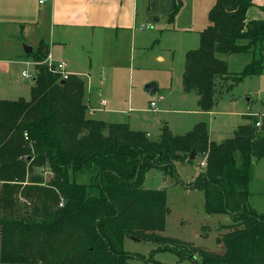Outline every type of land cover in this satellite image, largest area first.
I'll return each instance as SVG.
<instances>
[{"label":"trees","instance_id":"obj_1","mask_svg":"<svg viewBox=\"0 0 264 264\" xmlns=\"http://www.w3.org/2000/svg\"><path fill=\"white\" fill-rule=\"evenodd\" d=\"M182 5L176 1L171 22ZM253 5L254 0H217L200 47L186 56L183 86L197 93L203 112L213 111L216 90L228 78L240 82L263 74L264 19H248ZM48 54L42 42L28 55L38 63L31 101L0 100V263L151 261L153 254L125 250L126 238H133L173 243L184 250H163L194 264H264V215L249 203L253 160L264 159L257 121L239 126L221 143L211 140L205 122L185 135H174L166 123L160 139L151 141L128 124L88 118L83 80L63 81L50 72L42 63ZM236 54L253 59L232 77L227 61L217 56ZM193 150L196 158H206V168L190 188L204 193L208 214L231 218L218 239L221 253L158 235L169 215L167 192L146 188L147 175L158 170L178 179L176 164L190 163ZM44 171L52 176L48 183Z\"/></svg>","mask_w":264,"mask_h":264},{"label":"rangeland","instance_id":"obj_2","mask_svg":"<svg viewBox=\"0 0 264 264\" xmlns=\"http://www.w3.org/2000/svg\"><path fill=\"white\" fill-rule=\"evenodd\" d=\"M193 4H196V0H193ZM37 10L38 0H0V100L31 101L32 99L35 80L23 78L22 71L28 70L33 75L37 73L35 67L38 63L24 52V46L37 50V34L34 33L33 28H28L26 33L22 32L21 18L28 20L30 13ZM254 11L261 14L258 20L264 19L261 7L258 10L251 7L248 13L252 15ZM193 13L196 15L190 6L179 18L178 23L176 15V21L171 25L154 21L144 22V25L139 24L134 55V77L131 76L132 72L128 66L124 67L119 77L113 68L108 69V78L105 70H96L95 88L92 87L90 90V105L98 111L95 120L103 119L108 124H128L131 130L146 133L151 141L160 139L162 127L167 122L170 123L169 128L174 135H185L188 132L184 131L187 123L182 125L179 122L177 125V119L183 116L177 114L178 108L189 111V115L183 116L187 121L198 119L205 122L211 138L217 141L225 137L231 138L234 128L237 129L246 123L244 116L248 113L250 114L247 117L252 118V123L263 121L264 130V119L260 116H252L253 114L264 115V71L262 75L248 76L240 82H234L232 78H228L224 86L220 83L216 90L219 96H217L218 102L210 114L200 112L198 97L194 92H185L182 86L185 57L183 53L181 54L180 47L182 38L188 34L177 33V25L195 26L194 32L190 33V39L191 41L196 39L198 46L199 36L196 32L200 26L204 25H199L203 22L201 14L198 20H189V16L191 19ZM142 26L148 28H142ZM46 31V27H43L40 29V34L42 39L49 43ZM41 55L45 56L44 53ZM89 56L87 52L86 64L92 58ZM93 57L99 62L97 55ZM130 58L128 54L127 61ZM223 59L227 61L229 76L232 77L244 71L250 64V57L247 54L223 56ZM56 62L59 63V61ZM153 83L159 85V89L150 95L146 87ZM101 91L102 94H100ZM103 101L107 104L102 105ZM151 102L157 103L158 113H154L157 111L151 108ZM205 161V157L199 156L190 163H177L178 179L158 170H152L147 175L145 187L165 189L167 192L169 215L166 219L165 231L159 232L158 235L181 243H189L197 249L221 253L224 249L218 244V239L225 235L226 231L223 227L231 222V218L227 214H208L205 210L204 193L190 188L198 175L206 168L203 166ZM253 161L254 172L249 203L254 210L264 214V185L260 182L264 176V159ZM42 172V169H36V173ZM51 177L50 173L46 174V183ZM166 246L184 250L173 243L137 241L133 238H126L124 245L125 250L133 255L149 258L153 254L151 261L133 259L131 261L133 264H194L188 259L181 261L176 251L163 250Z\"/></svg>","mask_w":264,"mask_h":264},{"label":"crops","instance_id":"obj_3","mask_svg":"<svg viewBox=\"0 0 264 264\" xmlns=\"http://www.w3.org/2000/svg\"><path fill=\"white\" fill-rule=\"evenodd\" d=\"M144 1H146V4H144ZM176 1L177 0H51L45 4H40L38 0L37 12H31L30 18L28 20L21 18V27L23 28L22 32L24 33H26L28 28H33L34 33L37 34V49L43 42L54 63H57L56 61L66 62L67 70L71 76H77L83 80L86 89L84 102L89 108L87 116L90 119H96L95 116L98 114V111L92 108L90 105V90L92 87L95 88L94 81H96L97 78L96 70H105L108 78V69L113 68L114 71L117 72V77H119L123 73L124 67L128 66L129 70L132 72V76L135 72L134 55L136 52V38L138 36L139 24L144 25V22L151 23L152 21L165 25L174 24L176 21L175 18L173 22L170 21V18L175 9ZM216 1L217 0H196V4L194 5L193 0H182L183 5L177 13V23L179 18H181L184 12L191 6L192 11L195 12L196 15L193 13L191 19L189 16V20H198L199 14H201V21L203 22L199 25H204L200 26V29L196 32V34L199 36L198 46L196 39H193V41L190 39V33L194 32L195 26L191 27L190 25H177V33L188 34L184 35L185 37L182 38V44L180 47V52L181 54L183 53L185 57L184 62H186L187 54L190 51L197 50L199 47V40L201 42V33L209 25V13L216 4ZM252 7L257 10L260 7L261 9L264 8V0H254V5ZM250 10L251 8L249 11ZM247 17L249 20H258L260 19L261 14L254 11L252 15L247 13ZM140 20L142 22H140ZM205 21L206 24H204ZM43 27H46L47 29L46 33L48 35L49 43H47L46 40L42 39L41 37L40 29ZM175 29L170 30L173 31ZM33 49L34 51L36 50L35 48ZM87 52L90 55L89 57L92 56V58L86 64L85 55ZM128 54L131 56L129 61H127ZM94 55H97L98 61L100 63L95 61V58L93 57ZM247 55H249L251 62L253 56L251 54ZM223 56L224 55H218L217 57L221 60H224ZM158 89L159 85H157L156 91H158ZM194 93L197 95L196 92ZM100 94H102V91ZM158 110L159 108L157 107V112L154 113H158ZM188 112L189 111L184 108L177 109V114H181L183 116L189 115ZM200 112L203 111L200 109ZM212 112L213 111L204 113L210 114ZM248 114L244 116L246 120V123L244 124L252 123L251 120L247 119ZM183 116L182 118L177 119V125L179 122L182 125L183 123H187L184 131L190 132L197 124L202 122L198 119L189 122L187 121L186 117ZM101 120L103 121V119ZM167 124L169 126L170 123L167 122ZM235 130L236 129L234 128L233 134ZM260 130L262 132L264 131L263 126ZM226 139L229 138L225 137L220 141L211 138V140L216 143H221ZM253 172L254 161L250 180V196ZM260 182H262L264 185V176ZM256 212L258 214L264 215L258 211Z\"/></svg>","mask_w":264,"mask_h":264},{"label":"built area","instance_id":"obj_4","mask_svg":"<svg viewBox=\"0 0 264 264\" xmlns=\"http://www.w3.org/2000/svg\"><path fill=\"white\" fill-rule=\"evenodd\" d=\"M48 1H51V0H39V3L40 4H45ZM142 28H148V27L147 26L146 27L145 26H142ZM28 64H30V63H28ZM43 64L47 65L49 67V70L53 74L59 76L60 79L63 80V81H66V80H68L71 77V74L67 70V64H66V62H63L62 61V62H59V63H54L52 61V57H51L50 54L47 56L46 61ZM33 66L34 67L36 66V63L35 62L33 64ZM35 70H36V67H35ZM22 76H23V78H26L28 80H30V79H34L35 80L36 79V73L33 75V74L29 73L28 70H23L22 71ZM102 104L105 105L106 104V101H103ZM151 108L154 111H156L157 110V103L156 102H151ZM252 116H254V117H259L260 116L261 119H264V115L253 114ZM256 126L258 128H261L263 126V121H261V120L257 121L256 122Z\"/></svg>","mask_w":264,"mask_h":264},{"label":"water","instance_id":"obj_5","mask_svg":"<svg viewBox=\"0 0 264 264\" xmlns=\"http://www.w3.org/2000/svg\"><path fill=\"white\" fill-rule=\"evenodd\" d=\"M33 51H34V49L32 47L24 46L25 55H30L31 53H33ZM146 89L149 91L150 95H153L156 92V90H157V84L156 83L150 84V85H148L146 87ZM195 157H196V153L193 150L192 154H191V157H190V160L194 161L196 159Z\"/></svg>","mask_w":264,"mask_h":264}]
</instances>
